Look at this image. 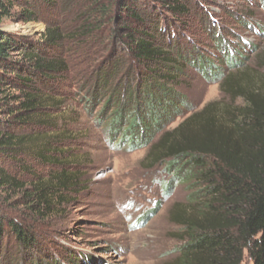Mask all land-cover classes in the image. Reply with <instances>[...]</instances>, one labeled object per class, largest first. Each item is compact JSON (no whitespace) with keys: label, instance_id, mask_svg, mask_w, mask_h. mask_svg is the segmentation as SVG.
<instances>
[{"label":"trees","instance_id":"1","mask_svg":"<svg viewBox=\"0 0 264 264\" xmlns=\"http://www.w3.org/2000/svg\"><path fill=\"white\" fill-rule=\"evenodd\" d=\"M15 1L0 0V26L11 18ZM82 2L79 37L109 27L110 47L125 54L128 73L141 82L139 95H129L139 112L127 115L123 107L115 112L108 121L109 136L117 148L145 149L142 164L147 169L162 167L176 174L190 192L186 203L191 212L180 206L172 214L183 228V244L172 264H243L245 254L250 264H264V51L251 69L246 54L256 52V46L242 37L234 45L218 42L221 56L205 63V78L218 84L224 98L169 129L181 117L180 107L188 106L180 95V78L189 63L177 47L163 46L158 39L168 40L171 26L188 16L181 0ZM23 13L28 21L34 16ZM63 40L57 29L48 28L41 43H32L0 27V190L22 191L23 203L43 219L58 212L64 194L75 195L80 187L70 166L51 152L62 140L51 130L57 129L52 117L60 105L53 88L67 73L56 51ZM119 74H103L105 87ZM93 88L96 93L99 85ZM8 155L59 169L23 183L4 168ZM167 189L163 184L161 191ZM8 235L23 248L33 245L26 227L0 213V241Z\"/></svg>","mask_w":264,"mask_h":264},{"label":"rangeland","instance_id":"2","mask_svg":"<svg viewBox=\"0 0 264 264\" xmlns=\"http://www.w3.org/2000/svg\"><path fill=\"white\" fill-rule=\"evenodd\" d=\"M50 1L52 4L15 1L11 18L0 27L32 43H41L48 28L62 33L64 40L56 51L65 61L67 73L58 77L53 88L60 105L52 117L57 129L51 130L62 140L51 152L60 154L55 157L60 164L70 166L68 170L76 174L80 187L75 195L64 194L58 212L46 219L34 215L23 203L22 191L1 189L0 213L16 219L34 240L32 246L23 248L9 235L2 238L0 264H172L183 244V228L174 223L172 214L180 206L191 212L186 203L190 192L180 185L176 174L162 167L147 169L142 164L145 149L130 152L117 148L107 126L122 107L127 115L139 112L129 95H139L141 82L128 73L131 66L125 54L117 46L114 51L110 47L109 27L90 38L79 37L77 31L84 26L82 0ZM181 3L188 16L171 26L168 40L158 39L163 46L177 47L189 63L180 78V95L188 106L180 107L181 117L174 119L169 129L190 113L224 98L218 84L205 78V63H216L221 56L218 42L234 45L242 37L256 46V52L246 54L251 69L256 56L264 51V0ZM23 11L34 15L30 21L24 19ZM117 71L119 77L106 88L103 74ZM95 84L99 85L96 93ZM4 168L28 184L32 177H45L59 169L32 157L11 155L4 158ZM165 183L168 189L161 191ZM243 264H250L247 254Z\"/></svg>","mask_w":264,"mask_h":264}]
</instances>
